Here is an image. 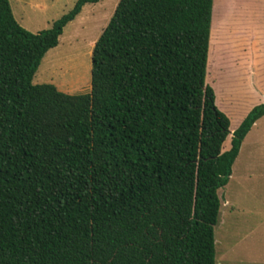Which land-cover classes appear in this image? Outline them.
Returning a JSON list of instances; mask_svg holds the SVG:
<instances>
[{"label":"trees","instance_id":"16d2710c","mask_svg":"<svg viewBox=\"0 0 264 264\" xmlns=\"http://www.w3.org/2000/svg\"><path fill=\"white\" fill-rule=\"evenodd\" d=\"M97 1L33 33L0 0V264H216L218 189L264 103L232 132L215 105L213 0H119L92 47L89 92L34 84Z\"/></svg>","mask_w":264,"mask_h":264},{"label":"rangeland","instance_id":"374dc122","mask_svg":"<svg viewBox=\"0 0 264 264\" xmlns=\"http://www.w3.org/2000/svg\"><path fill=\"white\" fill-rule=\"evenodd\" d=\"M8 1L15 20L35 33L49 28L76 0ZM118 1L83 5L63 28L58 44L45 53L32 82L51 83L69 94L89 92L92 47ZM253 81L264 92V0H213L205 84L213 89L216 107L229 118L230 130L249 111L251 103L243 100ZM261 124L260 136L253 129L244 138L227 184L218 189L216 264H264V119Z\"/></svg>","mask_w":264,"mask_h":264},{"label":"crops","instance_id":"0c3cea01","mask_svg":"<svg viewBox=\"0 0 264 264\" xmlns=\"http://www.w3.org/2000/svg\"><path fill=\"white\" fill-rule=\"evenodd\" d=\"M38 6V5H37ZM212 7H213V4H212ZM209 47V46H208ZM255 75V73L253 74ZM259 84H261V80H259ZM248 96H246L243 101L244 103H251V105L249 106L248 110L250 111V109L255 106L256 104H260V103H264V92H262V90L256 85V83H253L251 84L250 83V93L248 94ZM248 111V112H249ZM247 114V113H246ZM264 119V116H262L261 118H259L251 127V129L249 130V132L246 134V136H248L251 131L253 129H256V131H260V125L262 126L261 122L262 120ZM259 129V130H258ZM234 129H231V132L233 131ZM261 132H262V129L261 131L258 133V135L260 136L261 135ZM245 136V137H246ZM244 137V138H245ZM244 140V139H243ZM243 142V141H242ZM242 144V143H241ZM240 149H241V146H240ZM240 152V150H239ZM238 156V155H237Z\"/></svg>","mask_w":264,"mask_h":264}]
</instances>
